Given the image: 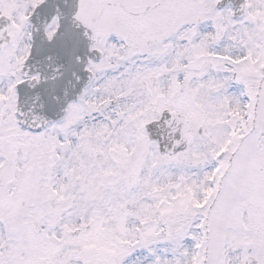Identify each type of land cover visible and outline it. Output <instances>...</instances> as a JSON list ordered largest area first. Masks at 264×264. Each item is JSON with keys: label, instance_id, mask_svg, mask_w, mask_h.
I'll list each match as a JSON object with an SVG mask.
<instances>
[{"label": "snow or ice", "instance_id": "6c2138e0", "mask_svg": "<svg viewBox=\"0 0 264 264\" xmlns=\"http://www.w3.org/2000/svg\"><path fill=\"white\" fill-rule=\"evenodd\" d=\"M0 264H264V0H0Z\"/></svg>", "mask_w": 264, "mask_h": 264}]
</instances>
